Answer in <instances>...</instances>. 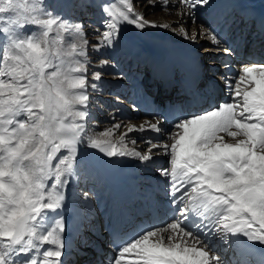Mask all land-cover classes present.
Returning <instances> with one entry per match:
<instances>
[{
	"label": "bare ground",
	"instance_id": "bare-ground-1",
	"mask_svg": "<svg viewBox=\"0 0 264 264\" xmlns=\"http://www.w3.org/2000/svg\"><path fill=\"white\" fill-rule=\"evenodd\" d=\"M59 2L71 10L75 7L74 12L79 7L78 0ZM86 2L91 4V0ZM179 2L182 17L203 22L201 10L208 11L214 0H207L201 8L199 5L188 8L182 0H153L137 9L131 0H103V7L112 17L107 11L97 14L90 7L87 8L90 10H83L85 15L82 17L90 25H96L92 35L74 34L71 20L65 22V39L49 55V59H53V68L48 72V80L51 84L50 79L54 78L59 86L56 92L63 96L65 104L61 108L48 106L39 114L32 113L22 136L15 131L19 123L7 130L0 119V156L9 150L14 140H20L12 162L18 159L24 162L18 169L21 168L24 178L27 177V184L22 183L19 171L16 173L14 167L5 164L0 167V242L3 240L0 248L2 256L9 257L8 261L14 257L12 264H24L14 261L21 255H32L27 264H58L59 259L61 264L65 262L75 250L73 240L79 236L78 228H85L92 221L85 201L86 197H92V191L87 186L83 189L88 181L110 192L111 196L114 192L119 193L123 202L115 199L113 203L117 207L126 206L125 211L134 219L138 213L152 214V223H157L163 213H173L168 203L173 206L180 203L177 216L184 217L179 226L162 221L164 227L152 233L142 234L141 229L138 235L143 239L134 243L129 248L131 251L119 254L106 251L102 264H199L201 250L210 257L219 255V264H234V257H227L219 247L220 240L226 241L227 248L242 241L241 251L249 264L255 254L261 256L264 241L250 239L244 232L225 233L222 222L236 220L233 224L237 226L247 222L245 227L249 231L261 227L260 217L264 210L258 205L264 201V68L245 69L242 71L245 78L239 74L237 79L241 80L233 82L239 87L238 101L246 107L247 113L245 123H236L228 133L201 127L209 116L191 117L178 125H172L160 116L152 119L153 108L142 106L144 99L140 101L141 97L136 93L140 85L132 82L129 72H119L120 68L131 66L147 79L149 72L145 71V62L148 60L139 58H151L154 61L152 68L156 65L160 70L174 72L180 69L178 63L185 64V56L194 55L190 49L197 47L199 38H186L183 25L178 26L182 22L173 9ZM154 8L161 9V13L154 14ZM248 8L259 14L255 19L258 23L264 21V0H229L228 8H220V12H228L224 15L229 18L228 32L244 19L238 16ZM105 28V34L98 35ZM203 29L198 49L211 44L210 31ZM188 40H194V44H189ZM3 66L10 70V60ZM185 66L191 69L190 65ZM92 87L104 94L98 97V92L88 93ZM127 87L132 90L131 95ZM119 90L128 105L119 107L115 103L112 109H107L106 105L111 104L113 97L119 99L107 93ZM34 91L27 87V92L31 93L27 102L39 100ZM43 94L37 92L39 97ZM89 109L104 112L95 116V112H88ZM92 118H96L97 123L85 130V122ZM45 120L49 139L46 134H37L42 130L40 122ZM123 125V133L117 134ZM99 129L108 131L98 132ZM57 141L60 147L56 145L54 150L59 154L58 160L57 156L43 159L38 155L41 143L47 142L48 145ZM166 161H170L169 166ZM188 164L201 172L191 171ZM38 174L44 175V198L36 216L32 217L36 223L30 226V231L28 229L32 237L24 240L28 246L25 254H11L19 241L16 219L23 213L22 198L26 203L27 193L33 188L31 181L34 183ZM92 175L95 177L90 178ZM16 179L21 188L17 196L18 189L13 183ZM141 182L151 190V206L139 205L137 193L142 189ZM54 197H64L62 206L57 209L46 207L55 202ZM93 197L95 207L107 199L99 193ZM107 210L104 218L114 215L110 212L111 206ZM135 211L137 214H132ZM57 221L65 225L64 230ZM213 223L218 227L212 226ZM254 243L257 246L253 254L251 247ZM137 244L139 246L134 247ZM60 251L63 252L61 258L52 255ZM6 260L1 258L0 264ZM88 261L97 264L91 256ZM213 264H216L215 260Z\"/></svg>",
	"mask_w": 264,
	"mask_h": 264
},
{
	"label": "rangeland",
	"instance_id": "rangeland-1",
	"mask_svg": "<svg viewBox=\"0 0 264 264\" xmlns=\"http://www.w3.org/2000/svg\"><path fill=\"white\" fill-rule=\"evenodd\" d=\"M78 1L79 2L77 4H79V7H77L75 12H74L75 7H73L71 10L65 4H61L59 0H4V3L0 5V119H3L2 121L4 123V128H6L7 130L10 129L14 123H19L20 125H18L15 128V131L20 132L22 136L24 129H27V122H28L27 120H30L29 118L32 117V113L39 114L40 112H42V110L46 109V107L48 106L52 108L54 107L61 108V106L65 104L66 101L63 98V96L56 92V89H58L59 86L53 81L54 78L51 77L50 79L51 84L49 83L48 80V74H49L48 72L53 68V59H49V55L52 54L53 51H56L57 48H59L61 41L65 39L64 36L65 22L68 23L71 20L70 22H72L73 25L72 27L71 26L70 27H71V31L73 30L74 34L81 33L84 34L86 37H90L92 35L94 27H96L95 23H93V25H90L88 23V20L84 19L83 18L84 16L82 17V15L84 14L83 10H86L88 7H90L91 4L87 3L86 0H78ZM131 1H133L134 3L133 5L137 9L139 8V6H143L147 2L153 0H131ZM139 1H141L142 3ZM182 1L183 4L188 8H191L192 5L194 6L199 5L198 2H196L195 4L197 5H195L190 3L188 4V1H184V0ZM64 6H66L67 8ZM177 9L178 10H175L174 7L173 11H175V13H177V15L180 16L179 19L182 22V24L179 22L178 26L183 25V30H184L183 34L185 33L184 36L186 38H189L188 36H191L193 32L192 29H194V23L191 20H187L188 18L182 17L183 10H179V8ZM87 10H90V8ZM92 10L90 11V13L92 12ZM153 10H154L153 12L154 14L161 13L162 11L161 9L155 10V8ZM74 14H80V15L78 16ZM66 15L69 16V20H67L68 16ZM49 20L55 21V23L52 24L45 23L46 21ZM197 25L198 24L196 23V26ZM80 29L82 32L80 31ZM102 31L101 33H98V35L105 34L106 28L103 29ZM198 31L200 34L201 31L200 27ZM8 59L10 60V64H11V67H9L10 70L3 66V63L6 62ZM14 69L17 70L14 71ZM90 85L93 84L91 83ZM27 87L28 89L35 90L34 95H36V97H38L39 100H35L34 103L31 101L27 102V96L31 94L27 92ZM92 89H94V87H92ZM39 91L44 92V94L40 97L37 95V92ZM91 92L92 91H89L88 89V93ZM19 101L27 102V105H25L24 110H22L23 108L22 105L16 106V104H14ZM15 110L18 111L19 113H22V115H24L26 112L27 116L25 117L23 122L22 121L17 122L18 116ZM24 123H26V125ZM47 124L48 122L46 120L43 121L42 123L40 122L39 126L42 127V130L44 132L42 130H39L37 134L38 135L42 133L43 135L46 134L47 138L49 139L48 133L46 131ZM86 128L87 126L85 125L84 129L86 130ZM123 128L124 125L119 128L117 134L120 135L121 132L123 133ZM107 131L108 129L98 130V132H104V133H106ZM138 140L140 141V139ZM46 143L43 144L41 143L39 145L40 150H38V155L39 156L41 155L40 156L41 158L44 157L43 159L50 158L52 156H57L56 160H58L59 154L58 152H55L56 150L55 146L57 145L58 147H60L58 145L59 142L58 141L50 142L51 144L48 145ZM127 145L130 146V142L127 141ZM19 147H20V140L18 139L14 140L13 144H11V146L9 147V150H7V152L4 155L0 156V167L2 168L1 165L3 164L9 165L8 167H14L16 173H18L19 171V178L21 179L22 183L27 184L26 183L27 177L25 178L23 177L24 175H22L20 172L21 168L18 169V166H22L24 162L23 163L20 162L19 159L18 161L16 160L12 162V159H14L13 155L15 153V150L18 149ZM24 148L27 149V147ZM166 163H167L166 165L169 166L170 161L169 162L166 161ZM93 177L95 176L94 175L90 176V178ZM18 182L19 181L17 179L16 181L13 180L15 187H17L18 189V192L15 194L16 196L21 191L19 190L21 188ZM43 183H44V175L42 176L41 174H38L36 181H34V183L33 180L31 181V185L33 186V188L30 189L29 192L27 193L26 203L23 201L24 199L22 198L21 204L24 209H23V213L21 212V214L16 219V222L19 225V232L16 235V237L19 239V241L17 242L15 249H17V246L25 247L26 242L24 240L30 239L32 237V235L28 234V232L30 231V226L32 227L36 223V221H34L32 217L36 216V211H37L36 209L40 208L42 204V200L44 198L43 185H42ZM85 185H83V189H85L86 187ZM23 216H27L28 219L26 220L23 219ZM20 220H22L23 222ZM5 241L7 240L5 239ZM2 242L3 240L0 242V246L2 245ZM15 249H12L11 254L16 252H19L20 254H25V251L21 252V249L19 250H15ZM5 257L6 256H4V254L2 256L1 248H0V259L1 258L7 260L9 259V257L7 258ZM13 259L9 260L7 263L5 261L2 264H10V262L13 263ZM16 259L17 258L15 257L14 261H16L17 263H22L19 261V259L17 260ZM29 264H33V263H29Z\"/></svg>",
	"mask_w": 264,
	"mask_h": 264
},
{
	"label": "snow or ice",
	"instance_id": "snow-or-ice-1",
	"mask_svg": "<svg viewBox=\"0 0 264 264\" xmlns=\"http://www.w3.org/2000/svg\"><path fill=\"white\" fill-rule=\"evenodd\" d=\"M4 3V0H0V5H2ZM105 11L108 12V14L111 16L110 12L108 9H105ZM242 16L245 20L246 23L251 24L253 22V15L250 11H244L242 13ZM112 17V16H111ZM45 23L48 24H52L55 23V21L49 20L46 21ZM250 68H246V71H250ZM112 153H109V155H111ZM147 159V157L145 158ZM219 186V185H217ZM55 200L54 203H49L46 205V207L48 208H52V209H57L60 208L62 206V200L64 199V197H59V198H53ZM259 208H261L262 210H264V201H261L258 205ZM37 211H39V209H36ZM253 215L255 216L256 213H253ZM57 223L60 224L61 229L64 230L65 229V225L62 224L60 221H57ZM224 225V230L225 233H240V232H244L250 239L253 240H259V241H264V214L261 215L260 217V228H253V230L249 231L246 227L245 224L247 222H245V224H240L239 226H237L236 224L233 223H228L227 220L222 222ZM56 243H59L58 241H56ZM139 244L135 245L134 247H138ZM126 251H131V249H128ZM52 255L54 257H58L61 258L63 255V252H55L52 253ZM221 257L219 255L215 256V257H210L208 254L204 253L203 250H201V259L199 260V264H213V260H215L216 264H219ZM10 264H12V262H10ZM58 264H61V261L59 259Z\"/></svg>",
	"mask_w": 264,
	"mask_h": 264
},
{
	"label": "clouds",
	"instance_id": "clouds-1",
	"mask_svg": "<svg viewBox=\"0 0 264 264\" xmlns=\"http://www.w3.org/2000/svg\"><path fill=\"white\" fill-rule=\"evenodd\" d=\"M43 119V118H42ZM42 135H43V133H42Z\"/></svg>",
	"mask_w": 264,
	"mask_h": 264
}]
</instances>
